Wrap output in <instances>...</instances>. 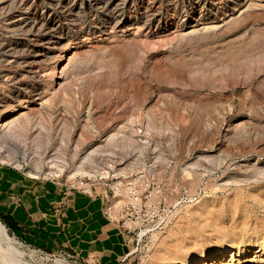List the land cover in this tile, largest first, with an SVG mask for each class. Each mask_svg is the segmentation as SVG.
<instances>
[{
	"label": "rangeland",
	"instance_id": "374dc122",
	"mask_svg": "<svg viewBox=\"0 0 264 264\" xmlns=\"http://www.w3.org/2000/svg\"><path fill=\"white\" fill-rule=\"evenodd\" d=\"M0 2L1 164L110 184L135 264H264V0Z\"/></svg>",
	"mask_w": 264,
	"mask_h": 264
},
{
	"label": "crops",
	"instance_id": "0c3cea01",
	"mask_svg": "<svg viewBox=\"0 0 264 264\" xmlns=\"http://www.w3.org/2000/svg\"><path fill=\"white\" fill-rule=\"evenodd\" d=\"M115 218L99 185L85 194L0 163V223L29 246L71 253L80 264H135L130 236Z\"/></svg>",
	"mask_w": 264,
	"mask_h": 264
},
{
	"label": "built area",
	"instance_id": "2783aa9c",
	"mask_svg": "<svg viewBox=\"0 0 264 264\" xmlns=\"http://www.w3.org/2000/svg\"><path fill=\"white\" fill-rule=\"evenodd\" d=\"M49 180L57 183V184H60V185H64L68 188H71V189H76L82 193H85V194H91L95 185H99L101 186V196L102 198L104 199L105 201V210H106V213L108 215H111V212L109 211L110 210V205H108L109 203V195H108V190L106 189H103L102 187H108V189L113 192V188L111 187L110 184H106V182H93V181H88V180H84V179H78V178H68L66 176H63V174H54V175H50V178H48ZM121 184V183H119ZM118 182H116V185H115V190H117L118 192H120V188L118 187L119 186ZM106 204L109 206V209H108V206H106Z\"/></svg>",
	"mask_w": 264,
	"mask_h": 264
},
{
	"label": "bare ground",
	"instance_id": "6f19581e",
	"mask_svg": "<svg viewBox=\"0 0 264 264\" xmlns=\"http://www.w3.org/2000/svg\"><path fill=\"white\" fill-rule=\"evenodd\" d=\"M0 1H1V0H0ZM3 1H4V0H3ZM0 3H1V2H0ZM104 4H105V3H104ZM0 5H1V4H0ZM2 6H3V5H2ZM25 21H26V20H25ZM22 23H23V22H22ZM32 94H33V93H32ZM17 100H18V99H17ZM3 136H4V135H3ZM3 139H4V138H3ZM3 238H5V237L2 236L1 227H0V244L3 243V241H4ZM263 249H264V247H263ZM15 252H16V251H15ZM3 260H4V261H7L4 255H2V258H0V262H2ZM11 262H12V263H11ZM11 262H10L11 264H16V263H17V262H15V261H11ZM10 263H9V264H10ZM188 264H191V263H188ZM199 264H208V263H207V260H206V259H202L201 262H200Z\"/></svg>",
	"mask_w": 264,
	"mask_h": 264
}]
</instances>
